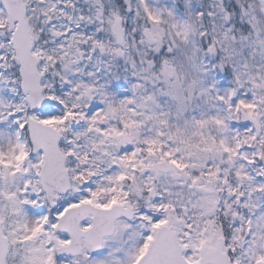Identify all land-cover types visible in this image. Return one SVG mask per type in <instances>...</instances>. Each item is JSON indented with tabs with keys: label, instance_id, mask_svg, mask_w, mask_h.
Here are the masks:
<instances>
[{
	"label": "snow or ice",
	"instance_id": "snow-or-ice-1",
	"mask_svg": "<svg viewBox=\"0 0 264 264\" xmlns=\"http://www.w3.org/2000/svg\"><path fill=\"white\" fill-rule=\"evenodd\" d=\"M0 264H264V0H0Z\"/></svg>",
	"mask_w": 264,
	"mask_h": 264
}]
</instances>
